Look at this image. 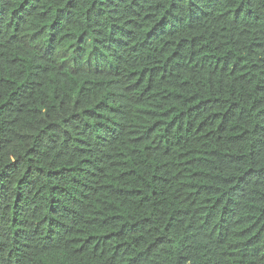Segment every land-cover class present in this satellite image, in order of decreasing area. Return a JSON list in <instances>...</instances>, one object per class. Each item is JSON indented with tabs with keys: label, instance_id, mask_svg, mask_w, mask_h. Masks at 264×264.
Instances as JSON below:
<instances>
[{
	"label": "trees",
	"instance_id": "obj_1",
	"mask_svg": "<svg viewBox=\"0 0 264 264\" xmlns=\"http://www.w3.org/2000/svg\"><path fill=\"white\" fill-rule=\"evenodd\" d=\"M0 264H264V0H0Z\"/></svg>",
	"mask_w": 264,
	"mask_h": 264
}]
</instances>
